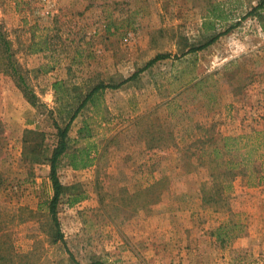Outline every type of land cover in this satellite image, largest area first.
Returning a JSON list of instances; mask_svg holds the SVG:
<instances>
[{
	"label": "rangeland",
	"instance_id": "obj_1",
	"mask_svg": "<svg viewBox=\"0 0 264 264\" xmlns=\"http://www.w3.org/2000/svg\"><path fill=\"white\" fill-rule=\"evenodd\" d=\"M259 1L0 0L2 33L34 96L0 72V239L8 264H264V180L247 185L239 176L226 204L202 200L212 169L202 150L264 128V13L244 17ZM215 4L228 15L224 27L239 24L188 53L209 37L201 24ZM157 55L167 58L105 90L99 110L73 121L71 140L87 119L100 154L78 171L60 160V183L80 186L86 198L73 206L62 199L64 242L52 243L50 166L33 163L30 152L37 145L50 156L54 123L64 126L73 104L71 92L63 108L53 84L82 91L118 84Z\"/></svg>",
	"mask_w": 264,
	"mask_h": 264
},
{
	"label": "trees",
	"instance_id": "obj_2",
	"mask_svg": "<svg viewBox=\"0 0 264 264\" xmlns=\"http://www.w3.org/2000/svg\"><path fill=\"white\" fill-rule=\"evenodd\" d=\"M262 13H264V0H260L244 17L252 15L260 16ZM228 22V15L222 9L221 5H213L211 9L207 10V15L203 18L201 24L203 32L210 33L208 35L209 37H207L206 41L202 44L191 47L188 53H196L207 48L216 42L220 36L226 34L239 24L238 22L230 23V25L224 27ZM222 27H224L223 31H217ZM261 27L264 30L263 22ZM165 58H167V55H157L154 59L150 60L143 69L138 70L118 84L100 82L96 85L84 88L83 91L80 90V87L75 85L71 89H68L63 81H57L53 84V88L60 103L66 102L65 99H67L72 92L75 94V97H72L73 104H69L67 101V104L63 105V108H66L69 104V108H71L64 126L54 123V127L57 131V141L51 150L50 156L46 157L44 151L37 145L33 146L30 152L33 154V159H31L33 163L47 160L50 166L49 179L51 182L52 195L45 203V206L50 217L52 243L64 242L57 218V208L62 199L66 198V204L73 206L86 198V193L80 186L66 187L60 183L57 176L60 160L66 158L68 160V166L78 171L93 166L96 162V158H98L100 154L98 144L93 141L94 135L87 119L82 121L81 127L77 130L76 138L73 139V141L71 140L69 131L73 121L81 115L84 109L91 107L94 112L99 110L101 97L105 90L120 88L124 83L134 80L144 69L151 67L157 61ZM0 72L16 78L26 96L29 100L31 99L32 102H34V96L25 85L24 78L20 74L19 68L14 61L9 42L5 39L1 27ZM97 115H99V112H97ZM102 122L103 118L100 115L98 123L101 124ZM104 123H106V121H104ZM28 133L35 135L36 138L41 135L32 131ZM24 142H27L26 139ZM72 142H84V144L75 150H70ZM25 148H28V146H25ZM202 154L207 156L208 162L212 166L210 175L211 183L209 189H207L209 192H203L204 195L202 196L203 203L206 205L210 204L216 207L219 203L224 202L226 204V194L230 192L234 180L239 176L245 179L247 185L253 183L261 184L264 180V128L261 130H251L248 133L236 136H224L220 138L218 142L209 145V147H205L202 150ZM204 189L205 186L202 188V191ZM225 227V224L220 225L216 231H214V237L217 239L223 238L224 233H226ZM4 244L5 243L0 239V264H8L11 261L10 257L2 255Z\"/></svg>",
	"mask_w": 264,
	"mask_h": 264
}]
</instances>
